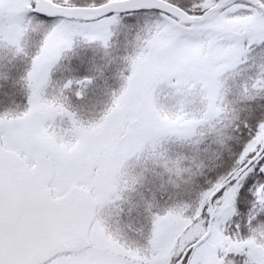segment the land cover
<instances>
[{
  "label": "snow or ice",
  "instance_id": "1",
  "mask_svg": "<svg viewBox=\"0 0 264 264\" xmlns=\"http://www.w3.org/2000/svg\"><path fill=\"white\" fill-rule=\"evenodd\" d=\"M0 46V264H264V0H0Z\"/></svg>",
  "mask_w": 264,
  "mask_h": 264
},
{
  "label": "trees",
  "instance_id": "2",
  "mask_svg": "<svg viewBox=\"0 0 264 264\" xmlns=\"http://www.w3.org/2000/svg\"><path fill=\"white\" fill-rule=\"evenodd\" d=\"M34 48V45H31ZM128 51H131V46L128 47ZM125 54V48L123 46L115 49L113 56L116 59L111 60L105 68V76L107 78V84L110 86V89H115L117 85V71L121 66L122 62L119 60V57ZM106 57L101 52L88 51V50H79L75 54H71L63 58L62 63H70L72 65L78 66V71L76 74H88L94 63H102L107 60ZM28 59L22 61H16L14 63L4 62L0 65V72H7L9 74V81L5 82L0 79V110H4L8 107H17L23 106L26 102V94L23 87L20 84L19 78L23 75L26 70V65ZM97 83H103L102 81H97ZM91 94V93H90ZM97 94L102 101L108 99L107 96H104L99 93Z\"/></svg>",
  "mask_w": 264,
  "mask_h": 264
},
{
  "label": "rangeland",
  "instance_id": "3",
  "mask_svg": "<svg viewBox=\"0 0 264 264\" xmlns=\"http://www.w3.org/2000/svg\"><path fill=\"white\" fill-rule=\"evenodd\" d=\"M30 39L32 41H34V43H32L31 45L36 46V44H38L39 40L41 39V36L35 35V36L30 37ZM79 50L96 51L97 53L101 52L102 54H104V49L102 48V46L97 41H87V40H83V39H74L72 47L67 50L65 57L69 56L71 54H75ZM24 59L27 60L28 58L23 57V56L13 55V52L11 49H9L7 47L0 46V65L3 64L4 62L14 63L16 61H22ZM27 66H28V63L26 65V68H27ZM122 68H123V63L121 64V66L119 67V69L117 71V85H116L115 89L118 88L120 85L121 81H120L119 73H120Z\"/></svg>",
  "mask_w": 264,
  "mask_h": 264
},
{
  "label": "flooded vegetation",
  "instance_id": "4",
  "mask_svg": "<svg viewBox=\"0 0 264 264\" xmlns=\"http://www.w3.org/2000/svg\"><path fill=\"white\" fill-rule=\"evenodd\" d=\"M137 227H139V225H137Z\"/></svg>",
  "mask_w": 264,
  "mask_h": 264
}]
</instances>
